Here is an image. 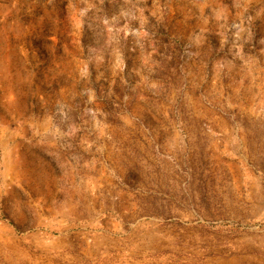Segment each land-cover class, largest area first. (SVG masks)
I'll return each mask as SVG.
<instances>
[{
	"label": "rangeland",
	"instance_id": "obj_1",
	"mask_svg": "<svg viewBox=\"0 0 264 264\" xmlns=\"http://www.w3.org/2000/svg\"><path fill=\"white\" fill-rule=\"evenodd\" d=\"M0 264H264V0H0Z\"/></svg>",
	"mask_w": 264,
	"mask_h": 264
}]
</instances>
